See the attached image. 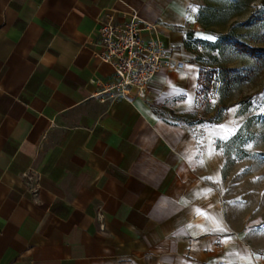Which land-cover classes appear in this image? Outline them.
Masks as SVG:
<instances>
[{
    "label": "crops",
    "instance_id": "crops-1",
    "mask_svg": "<svg viewBox=\"0 0 264 264\" xmlns=\"http://www.w3.org/2000/svg\"><path fill=\"white\" fill-rule=\"evenodd\" d=\"M192 2L0 0V264H264V206L225 190L223 154L184 119ZM130 8L185 64L144 99L105 92L95 56L104 15Z\"/></svg>",
    "mask_w": 264,
    "mask_h": 264
},
{
    "label": "rangeland",
    "instance_id": "rangeland-1",
    "mask_svg": "<svg viewBox=\"0 0 264 264\" xmlns=\"http://www.w3.org/2000/svg\"><path fill=\"white\" fill-rule=\"evenodd\" d=\"M190 11V51L202 82L184 119L202 125L223 154L225 190L238 197L250 187L264 206V52L250 56L233 46L235 37L264 50V0H193Z\"/></svg>",
    "mask_w": 264,
    "mask_h": 264
},
{
    "label": "built area",
    "instance_id": "built-area-1",
    "mask_svg": "<svg viewBox=\"0 0 264 264\" xmlns=\"http://www.w3.org/2000/svg\"><path fill=\"white\" fill-rule=\"evenodd\" d=\"M116 14L114 9L110 10L101 20L99 49L95 51L101 63L112 67L116 79L105 92H113L112 98L129 99L135 90L137 97L144 99L149 85L164 68L181 70L185 64L174 63L171 51L159 38L143 37L146 32L156 33L157 25L144 21L138 10L130 8L123 21H119ZM29 178L32 179L31 176ZM36 180H40V175ZM37 189H34L35 194Z\"/></svg>",
    "mask_w": 264,
    "mask_h": 264
},
{
    "label": "trees",
    "instance_id": "trees-1",
    "mask_svg": "<svg viewBox=\"0 0 264 264\" xmlns=\"http://www.w3.org/2000/svg\"><path fill=\"white\" fill-rule=\"evenodd\" d=\"M190 37L192 38V35H190ZM230 37V36H226L225 38ZM190 38V39H191ZM233 46L234 48L239 51L240 53L243 54H248L250 56H257L259 54V52H264V50H259L253 47H250L246 44H244L243 42L239 41L238 38L234 37V41H233ZM201 79H200V85H201ZM233 82V80H227V85H230Z\"/></svg>",
    "mask_w": 264,
    "mask_h": 264
},
{
    "label": "snow or ice",
    "instance_id": "snow-or-ice-1",
    "mask_svg": "<svg viewBox=\"0 0 264 264\" xmlns=\"http://www.w3.org/2000/svg\"><path fill=\"white\" fill-rule=\"evenodd\" d=\"M190 18V17H189ZM209 39H211V37H208ZM261 231H264V229H261Z\"/></svg>",
    "mask_w": 264,
    "mask_h": 264
}]
</instances>
